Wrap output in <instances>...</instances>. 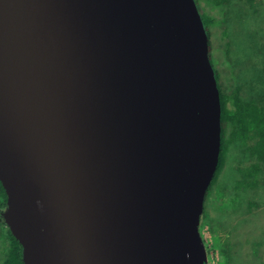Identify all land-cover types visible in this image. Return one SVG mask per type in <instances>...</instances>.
<instances>
[{
  "label": "water",
  "instance_id": "obj_1",
  "mask_svg": "<svg viewBox=\"0 0 264 264\" xmlns=\"http://www.w3.org/2000/svg\"><path fill=\"white\" fill-rule=\"evenodd\" d=\"M220 149L195 0H0L2 216L24 264H206Z\"/></svg>",
  "mask_w": 264,
  "mask_h": 264
},
{
  "label": "rangeland",
  "instance_id": "obj_2",
  "mask_svg": "<svg viewBox=\"0 0 264 264\" xmlns=\"http://www.w3.org/2000/svg\"><path fill=\"white\" fill-rule=\"evenodd\" d=\"M196 3L209 28L212 64L221 91L227 96V107H232L235 95L264 106V0ZM249 154L237 143L229 144L223 164L206 191L198 223L206 263L222 261L219 244L210 229L211 221L224 240L223 245H228L232 255L229 264H264V170L260 172L263 182L256 187L246 188L238 183L254 162ZM7 228L6 223L0 228V264H4L9 247Z\"/></svg>",
  "mask_w": 264,
  "mask_h": 264
},
{
  "label": "trees",
  "instance_id": "obj_3",
  "mask_svg": "<svg viewBox=\"0 0 264 264\" xmlns=\"http://www.w3.org/2000/svg\"><path fill=\"white\" fill-rule=\"evenodd\" d=\"M247 1L260 2L262 0ZM201 17L207 30L209 40V28L206 26L205 20L202 15ZM209 56L212 63L210 49ZM215 75L218 83L217 70H215ZM218 88L220 91L221 102V149L217 170H219L223 164L225 152L228 145L237 143L239 147H242V149L250 153L249 155L251 157L255 158L254 162H251V164L243 172L244 178L241 180V182L238 181V183L239 185L241 184L240 186L246 188L256 187L259 183L263 182V179L260 177V172L264 170V106L260 105L254 99L241 100L238 96L235 95L232 100V107L228 108L226 105L227 96L222 93L219 84ZM239 169L244 170V168L241 167H239ZM216 173L214 175V178L216 176ZM213 180L211 181V183L213 182ZM211 183L209 187L212 185ZM6 200L7 197L5 190L0 182V228L3 226V224H5L2 212L6 207ZM250 204L255 203L250 202ZM209 222L211 223L210 229L214 236L215 243L219 244L220 252L222 255V261L218 264H229L230 260L232 259V255H230L227 250L228 245L227 247L223 245L224 240H222L221 236L217 234V230L215 229L214 224L211 221ZM7 235L9 238V247L7 256L4 260V264H24L22 260V248L20 242L10 232L9 228H7ZM206 264H211V262L208 261Z\"/></svg>",
  "mask_w": 264,
  "mask_h": 264
}]
</instances>
